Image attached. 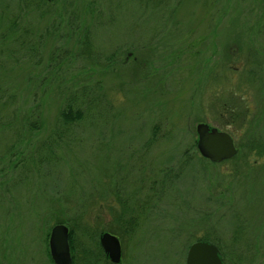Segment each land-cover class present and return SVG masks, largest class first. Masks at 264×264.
I'll return each mask as SVG.
<instances>
[{"label": "rangeland", "instance_id": "374dc122", "mask_svg": "<svg viewBox=\"0 0 264 264\" xmlns=\"http://www.w3.org/2000/svg\"><path fill=\"white\" fill-rule=\"evenodd\" d=\"M59 224L77 264H113L106 232L120 264H264V0H0V264H55Z\"/></svg>", "mask_w": 264, "mask_h": 264}, {"label": "water", "instance_id": "95a60500", "mask_svg": "<svg viewBox=\"0 0 264 264\" xmlns=\"http://www.w3.org/2000/svg\"><path fill=\"white\" fill-rule=\"evenodd\" d=\"M197 148L201 156L213 163H222L238 153L232 136L207 124L197 126ZM50 252L55 264H75L71 254L70 230L63 224L56 225L50 235ZM100 244L113 264L122 261V246L118 237L103 233ZM186 264H223L220 250L208 242H197L190 247Z\"/></svg>", "mask_w": 264, "mask_h": 264}, {"label": "trees", "instance_id": "16d2710c", "mask_svg": "<svg viewBox=\"0 0 264 264\" xmlns=\"http://www.w3.org/2000/svg\"><path fill=\"white\" fill-rule=\"evenodd\" d=\"M84 47H87L89 48L86 43L84 42ZM87 50V49H86ZM76 99V98H75ZM78 100V99H77ZM77 100H69L67 102V106L65 109H63L60 113V123H62L63 125H72L78 121H81L83 120L84 118V110L82 109V105H85L84 103H81V104H78ZM77 104H76V103ZM31 123L32 124H29V128L31 130H36L37 129V132L40 131L41 127H42V122L37 118V119H34V120H31ZM38 126V128H37ZM188 159L185 160V163ZM187 164V163H186ZM59 223H62V222H59ZM132 226L134 225L133 223H130ZM128 231H131L133 229H129L127 228ZM96 241V244L98 246V248H100L102 250V247L99 243V240H95ZM205 241V240H204ZM70 246H71V251H72V254H73V260H74V263H76L75 261V258H74V252H76L79 248H82L81 246V243H79V240L77 238V236L75 235V232H74V229H71L70 228ZM220 253H221V256H223V252L222 250L220 249ZM224 260V259H223Z\"/></svg>", "mask_w": 264, "mask_h": 264}]
</instances>
